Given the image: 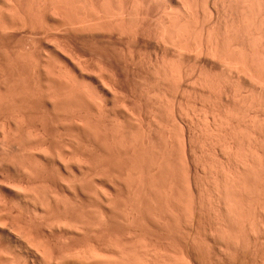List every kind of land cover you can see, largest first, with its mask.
Listing matches in <instances>:
<instances>
[{
  "label": "rangeland",
  "instance_id": "374dc122",
  "mask_svg": "<svg viewBox=\"0 0 264 264\" xmlns=\"http://www.w3.org/2000/svg\"><path fill=\"white\" fill-rule=\"evenodd\" d=\"M1 1H0V11H2L1 14L2 15L4 14V15L1 16V14H0V18L3 19V17H5V16H7V17H5L3 19V22L0 19V26H1L0 27V159H1L0 160V166H1V168H0V200H1L0 201V214H2L0 216L4 217L5 215L6 216L8 214L10 215V212L12 211L11 212L12 215L10 217H9V215H8V217L5 216L6 218H8L5 223H7V224L13 223V225H16V220H18V218L12 217V216H17V214H19L20 212L21 213L19 214V216L22 214L24 215L25 212L31 213L34 210L38 211V214H39L38 217L33 216L34 214L31 213L32 217H33V221H32V223H34L33 225L36 224V227H38V229L36 228L37 230H39L41 228L40 229L41 232H43V233L45 232L44 234L46 235V240L50 243V245L52 244L51 248L52 249L54 248L53 252H55L57 255H59V254H61L62 251H64V252H62V255L60 257H62V259L65 261L67 260L68 262L72 259L71 260L72 264H80V263L81 264H95V263L96 264H114V263L115 264H119V263L120 264H144L145 263L146 264L147 261H148V263L150 262L149 264H151L152 260H153L152 264H189V263L190 264H224V263L225 264H264L263 263L264 257H262V256H264V253H263L264 252V241H263L264 240V226H263L264 225V217H262V216H264V214L262 216H261V214H256L257 211L255 212L254 209L252 208V206H251V209L248 206V205H250V203L248 205L245 204L247 210H246V208H244L245 209L244 210V213H245L244 216L245 215L246 216H245V218H244V216L242 218L244 219V221H245V219H246V221L249 219L250 223L248 222L249 221L248 220L246 225H244V227L240 226V224H239V225H237V227L231 226V228H230L229 224H228L229 227L226 226L227 221H225V223H223L225 217L223 215L224 213H223L222 209L225 205L223 206L221 203L225 204L223 202L224 200L220 196L217 197L218 196L217 193L219 195H221L220 191L222 190V187H219V186H222V184H223L222 182L225 179V178L223 179V177L225 176V170L226 171L228 170L226 168H230L232 165V167H233L232 170L233 171L235 169L237 170L238 167H242L241 164H243V163H242V161H239L242 159H240L239 157H238L239 159L238 158L236 159V157H235V159H232L234 157V156H232L233 153H230V149L232 150V152L234 151L232 148L229 147L230 148L229 149L228 147H221V144L218 142L219 140H217L218 137L216 138V135L215 136L213 135V139L215 138L213 140V139H211L212 136H209V133H207V132L205 133L206 130L205 131L202 130V129H205L204 128L205 126L203 125V121L205 119H203V118H206L207 116H209L211 118V115H214V116L217 115V117H220L219 119L224 120V122H225L224 127H226V124L228 123L227 125L229 126V124H230L231 125L230 127L232 129H234L233 125H232V124H234V126H236L238 128L237 129L238 131L236 132L237 134L239 132L238 135L242 134L243 131H244L243 132L244 135L243 134L242 135L244 138L247 137L249 134L251 135L250 130H254V129H252L251 128L252 126L250 125L251 127L246 128L247 131H245L246 130L245 127L248 126L246 120H248L250 118H252L254 120L256 117V118H258V119H256L257 123H258L259 119H260L261 124L264 121V109H263L264 108L263 107L264 106V104H263V102H264V87L260 86V84L256 83V81L252 82V80L249 77L245 78V76H242L244 74L243 73L240 74V72L238 73V70H236V68L226 69L227 67L221 65L220 62L218 63L217 61H215L216 59L212 58L214 60H211V57H209L208 55H205V53L198 54L197 53L198 51H196L195 49H193L192 52H190L188 50V52H189L188 53V52H186V50H187L186 48H183V50L184 49H186V50L183 51L181 49V51H180L179 48H181V47H179L177 49L178 46L174 47L173 44L171 46H169L170 43L169 44L167 43L168 47H166L167 45L165 47H164V45L158 46L159 44L157 45V42H159L160 40H158L155 36L157 35L156 33H158V31H157L158 27L160 30V25H161L160 21L162 20L161 16H163V14H164L163 13L164 8L168 7V9L171 10L170 12H174V8L176 7L175 4L173 3V1H171V0L170 1L169 0H152V1L151 0H141L143 5L140 6L141 5L140 4L139 9L142 8L144 11L142 9H140V12L138 11L139 13H141V15H139V13H138L139 19L141 18L140 20L138 19L139 21L136 20L137 17L135 18L136 22H139V24L137 25L139 29L137 27H134L135 26L134 25L135 22H134V23H132V25H134V26L131 25L132 26L131 29H134V30L133 31L130 30L131 32H128L129 34L127 32H125V33L121 32L120 33V31H117V32L112 31L109 33L107 31H106L107 33H104L105 31L104 32L101 31L102 33L99 31L98 32L99 34L97 32L93 33L95 35L97 34L99 37L97 35H96L97 37H95V35H94V37H92V39H88V38H91V36H93V34L92 35L90 34L91 36L88 35V37H87V35H84V34H83V36L81 34L80 35L78 34L79 36H82L83 39H84V37H86L85 38L86 40L84 39L85 43H83V39H82V44H81V42H80L81 37H79V36H76V35L70 33L71 36L73 35L71 37L72 39L75 38V40H76L77 37L79 38L77 40L79 42H77V41L75 42V40L73 39V41L75 42L74 43L73 41H71L72 39L69 40L70 37L68 35H70V34H67L66 32L62 33V30L59 31V30L53 29V31H52L50 29V31L54 35H55V33H54L55 31H56V33H59L55 36L54 35L52 36V37H54V39H56V40L58 39V42L54 41V39H52V40L57 45L59 43L58 46H60V47H58L52 40L50 41V42H53L52 45L50 43H49L50 45H48V42H49L48 40L50 39V36L48 37V36H46V34L48 32H50V31H48L49 27L45 28L46 30L44 29L45 32H47L45 34V32H42V31H44V30H42L43 28L38 29L37 24H36V26L34 24V26L37 27L35 29H30L31 28L30 24L24 25V26H27L28 28L22 27V25H21L22 23L18 22L19 17L17 18V17H14L12 15V18L14 17L15 20L16 19H18V20L14 21V22H13V20L11 21L12 12L9 11V9H11V8L8 9V7H10V6H8L4 1H2V2ZM212 1H216L215 3H217V5L215 4L212 6V4H213ZM218 2L220 3V0H210L209 5H207V4L205 5V3L203 2L204 3V6H203V4L201 5L202 1H200L199 2L200 5H198L200 7L199 10L201 11V12H199L201 14V16H200L201 18H204L206 16V14L209 16L208 10H210V12H212L214 14V16H213L214 19L212 18V20L210 21V16L209 17L207 16V19H208V23L210 22V24H211L210 26H212V24L214 25L213 28L215 30H216V27L219 28L218 25H220V23L218 21H220L222 19L221 18V17H223L222 12H224L223 11V6H224L223 0H221L220 5L218 4ZM164 3H166V4H164ZM171 5L172 6L174 5L173 6L174 8ZM221 5H222V7H221ZM211 6L214 7L215 9L212 8ZM209 7H210V9H209ZM3 8H4V10H3ZM220 8H222V9H220ZM6 9L9 13H11L10 16H8L9 14L7 15L8 12L6 11ZM216 9H218V10H216ZM224 10H225V8H224ZM3 11L6 13H4ZM216 14L219 16H217ZM8 18L10 20H8ZM218 18H221V19L218 20ZM144 19H146V20H144ZM223 20H224V18H223ZM6 21L7 22L11 21V22H9L11 25L10 24L7 25ZM158 21H159V24H158ZM15 22L18 24H16ZM208 23H206V25ZM215 23H216V26H215ZM142 24H143V26H142ZM6 25H7L8 29L6 28ZM13 25H15V26H13ZM34 26L32 28H34ZM40 26H42V25H39V28H40ZM18 28H20V29L18 30ZM220 29L223 30V28H221V27L219 28V32L221 33L222 30L220 31ZM57 31H59V32H57ZM61 33L62 34L66 33V35H64V36H67L69 38L63 36L64 40L61 39L63 41V42H61V40L59 39V38H61V35H60ZM153 33L156 35H154ZM144 37H145V39H144ZM155 38L158 41H156ZM65 39L66 40L68 39L69 42L71 41L70 44L73 42V44L70 45L68 43V46L66 49H61V46L63 48V45L65 46V44L67 43V42H65ZM96 39H99V40H96ZM59 40H60V42H59ZM60 43H63V44L61 45ZM77 43H78V45H77ZM162 43L163 42H161L160 44H162ZM53 44L56 45L57 47L53 46ZM8 45H10V46H8ZM45 45H46V47H45ZM76 45H77V47H76ZM55 48L56 49L58 48L59 50H62V51L64 50V52L66 51V54L68 53V51L71 50L70 54L72 57H70V61L68 59H66L69 62L68 67H66L67 65L66 66L64 65L66 68H69L68 70L66 69L67 71L65 70V67H61V69H64L66 71L65 72L66 74L62 73L63 71L61 72V71H55L54 70V72H57V73L61 72L60 74H64L66 76V75H68L67 73H70V71H71V74L73 76L76 74L75 80H78V78H80L81 76H83V78H81V79L85 78V80H86V81L85 80L81 81L79 79L75 83L74 77L72 75H70L69 77L72 76L73 80H74L73 81L74 83L73 82H71V83L74 85L78 84L77 86L73 85V87H72V84L70 83L71 87H69V88H71V89H69V90L70 91L72 90L71 91L72 94L67 89L68 88L67 84L63 85V84L59 83V87H58V83L57 84L54 82L51 83L52 77L50 75H52V74L48 73L49 75H47V71L49 70L47 68H50L49 67L50 62L56 63V64H52V67H54L53 65H55V67H57V66H59V64H61V63L64 64V62H67L66 60L64 61V59L70 55V54H68L66 56V54L62 51L57 52V53L61 54V55H59L55 52V51H58ZM168 48H169V50H168ZM45 49H47V50H45ZM50 49H52V50L55 49L54 51H52V50L51 51L53 53H56L55 55H57V56L53 55V53L50 52ZM47 51L50 52V53H48V56L50 54H52L51 56H49V58L46 57ZM77 52L80 54L77 55L76 54ZM81 53H83V54H81ZM58 55L60 57H58ZM52 56H54V57H52ZM64 56H65V58H64ZM76 57H80L79 61H77L78 58H76ZM67 58H69V57H67ZM27 59L33 65L37 64V65H35V66H37V68L34 66L32 67L31 66L32 64ZM48 59H50V62ZM71 60L72 61L76 60L75 62L80 63V65H78V67L75 66L78 63H73ZM80 60L82 63L80 62ZM168 60H169V62H168ZM40 62L42 63L41 66H39L40 68L43 66L45 67L46 63H48L47 64L48 67H45L47 69V71L45 68L40 69L38 67V64ZM165 62L168 63L169 65L166 64ZM43 63H44V65H43ZM57 63H58V65H57ZM171 63L173 65H171ZM28 64H31V65H28ZM156 64H159V66ZM176 64L178 66V69L176 67ZM160 65H161V67H160ZM162 65H165V66H162ZM167 65L170 67L168 68ZM60 66H63V65H60ZM174 66H175V68H173ZM55 67L52 69H55ZM59 67L57 68L58 70H59ZM153 67L155 68V70ZM156 67H158V69H157L158 71L156 70ZM162 67H165L168 74L173 71V72H176L175 73L176 77H177V74L180 75V73H181V75H185V76L184 77L181 76L182 78L178 76L179 79H182L178 82V80H176L177 78L176 79L172 78V77H175V75L172 72L170 74L171 75L173 74L174 76L169 77V79L172 81L170 83V80L167 77L168 74L166 75V77L164 75L167 73L166 71H165V73L162 74V75H164V77H162V75L160 77L159 70L162 71ZM70 68H72V69H70ZM43 69L45 70V73H44ZM79 69H82V70L79 71ZM85 69H86V71H85ZM165 69H163V71ZM176 69L178 71H180V70L181 71L177 73ZM50 70H51V68H50ZM98 71H100V73ZM201 71H202V73H201ZM162 72H160V73H162ZM80 73H81V75H80ZM156 73H157V75H156ZM18 74L20 77L18 76ZM38 74H42L41 76H45V75H47V76H45L46 78L44 79L43 77H40ZM58 74H56V75H58ZM35 75H36V77L39 76L40 78H43L41 80V82L46 80V79L51 80V81L48 82V80H46L47 83L44 82L45 84L44 83L41 84V82H39V80H38L39 78L35 79ZM64 75H62V76L60 75V77H63ZM102 75L104 76L105 79L102 78L103 77ZM186 75H187V78L185 80ZM199 75L201 76L200 78H199ZM96 76L101 78V79H99V78L97 79ZM189 76H191V77H189ZM208 76L210 77L209 79H208ZM33 77L35 79V80L33 79V81L38 80L37 83L32 81ZM49 77H51V78L49 79ZM66 77H68V76H66ZM72 77L69 79L67 78L68 81L70 79H72ZM89 77L90 78L92 77V79L94 81L92 79H90ZM205 77H207V79ZM86 78H88L92 81L89 80L90 81L89 82V81H87L88 79H86ZM102 79H104L103 82L97 81V80L102 81ZM105 80H106V82H105ZM174 81H176V82H174ZM197 81H200V82H197ZM205 81H207V82L205 83ZM78 82L79 83L81 82V83L79 84ZM203 82H204V84H203ZM48 83H51L52 85H50ZM176 83H178V84H176ZM200 83L203 85H201ZM218 83H220V84H218ZM55 84L57 85V87ZM194 84L197 86V88ZM239 84H240V86H239ZM60 85L66 86L67 92H66L65 87L62 88ZM199 85H200V87H199ZM212 85H213V87H212ZM53 86H54V88H53ZM193 86H194V88H192ZM207 86L209 88H207ZM210 86L212 87V89ZM38 87H39V89H38ZM218 88H220V89H218ZM194 89H196V90L194 91ZM201 89H203V90H201ZM12 90H14V91H12ZM56 90H57V93H56ZM62 90L64 92H62ZM240 90H241V92H240ZM29 91H31V92H29ZM75 91H77V92H75ZM234 91H236V92H234ZM82 92H83V94H82ZM247 92H248V94H247ZM10 93H11V95H10ZM63 93L65 96L63 95ZM68 93H70L72 95V97H70L71 95ZM87 93H89V94H87ZM234 93H235V95H237V94L238 95L235 97ZM12 94H13V96H12ZM199 94H200V96H199ZM68 95H69V97H66ZM80 95H82V96H80ZM2 96H4V97H2ZM59 96H61V100H62V98L63 99L68 98V99H66V102H64L65 99L63 101H61V100H59L60 99ZM247 96H248V98H247ZM241 97H243V98H241ZM165 98H167V99H165ZM203 98H205V99H203ZM245 99L247 100V102H243V101H246ZM19 100H21V101H19ZM67 100H69V102ZM168 100H169V102H168ZM250 100H252V101H250ZM11 101H12V103H11ZM22 101H24V102H22ZM259 102H261V103H259ZM17 103H19V104H17ZM58 105H60V106H58ZM77 105H79V106H77ZM172 105H173V107H172ZM218 105L220 108L218 107ZM61 106H63V107H61ZM187 106H188V108H187ZM190 106H193V107H190ZM71 107H72V109H71ZM183 107H184V109H183ZM229 107H230V109H228ZM218 108H219V110H218ZM78 109H79V111H78ZM206 109H207V111L205 112ZM61 110H63V111L61 112ZM174 110H175V112H173ZM197 110H198V112H197ZM211 111H213V112H211ZM216 111L218 113H216ZM246 111H248V112H246ZM184 112H187V113H184ZM226 112H228V113H226ZM41 113H43V114H41ZM247 113H249V114H247ZM199 114H200V116H199ZM10 115H12V116H10ZM204 115H206V116L204 117ZM238 115H240V116H238ZM191 116H193V117H191ZM241 116H242V120H241ZM244 116H245V118H244ZM224 117H226V120L224 119ZM43 118H45V119H43ZM230 118L232 120H229ZM200 119L203 121H201ZM31 120L33 122L34 121L35 122L33 123ZM25 121L27 123H25ZM30 121H31V123H30ZM220 121H219V123L222 124L223 122L221 121L222 122L221 123ZM226 121H228V122H226ZM240 121H242V122H240ZM98 123H100V124H98ZM73 126H74V128H73ZM76 126H77V128H76ZM231 128H229V129H231ZM241 128H243V129H241ZM20 129H21V131H19ZM239 129H240V131L241 130L242 131L240 132ZM104 130H105V132H104ZM256 131L258 133L261 132V131L259 132L258 130H256ZM256 131L254 133H256ZM48 133L51 137L48 135ZM183 133H184V135H183ZM39 134L41 135V137ZM207 134H208V136H207ZM4 135H6V136H4ZM238 135H236V137ZM242 135H240L239 137H242ZM252 135H254V134L252 133ZM35 136H36V138H35ZM184 136H185V138H184ZM231 136H233V135L231 134ZM263 137H264V134H257V138L259 140L260 139L264 140ZM43 138H44V140H43ZM247 138H250V136ZM220 139H221V137H220ZM212 140L216 141V143L218 142L220 145L215 144L213 146V144H212L213 142L210 143V141H212ZM21 143H22V146H21ZM177 143H179V144H177ZM44 144H46V145H44ZM209 144H211V145H209ZM41 145H42V147H41ZM66 145H68L69 147ZM56 147H58V148H56ZM4 148H6V149H4ZM37 148H39L40 150ZM44 148H46V149H44ZM238 148L239 147H237V150H240ZM41 149H43V151ZM48 149H50V150H48ZM241 149H242V151L240 150L239 152H240V154L242 153L241 154L242 156L240 154H237L238 156L240 155L241 158L245 155L244 153H246V152H247L246 154H250V152L248 153L247 148H244V149H247L245 151H243L244 149L242 147H241ZM262 149L264 152V147ZM38 151L40 153H38ZM48 151H49V153H48ZM50 152L53 155H51ZM74 152H77V153H74ZM118 152L120 154H118ZM222 152H224L225 154ZM60 153H61V155H59ZM90 153H91V155H90ZM183 153H184V155L185 154L186 155L184 156ZM237 153H238V151H237ZM28 154L30 155V157ZM8 155H10V157L13 156L11 160L8 157ZM176 155H177V157H176ZM52 156L54 158L51 159ZM178 157H180V158H178ZM4 158L6 159V161L4 160ZM32 158H34V159H32ZM56 158H57V160H56ZM85 158H87V159H85ZM104 158H105V160H104ZM2 159H3V161H5V164L4 163L1 164ZM29 159L31 161H33L31 163H34L37 166H38L37 163L39 162L38 168L44 167L41 169V171H42V175L46 176V178L43 177L41 174H38V175L36 174V178L37 177H39V178H37V179L35 178L36 179L35 180L34 179L35 175L33 173H32L33 176H29V175H32L30 171H29L30 174L28 172V174H27L28 176H27V175H25L27 170L26 171L23 170L24 171L23 172L20 168L19 169L17 168L18 169V171H17V169L12 167L14 160H15V162H18L21 160V162H18V164H19V163H24V162H26V160H29ZM162 159H164V160H162ZM229 159H231V161H229ZM255 159L256 158L254 157V160ZM263 159H264V156H263ZM7 160H8V163H9V161L12 162V164L10 163L12 166H10V164L6 165ZM77 160H78V164H77ZM131 160H133V161H131ZM118 161L120 162L119 165H118V163H119ZM158 161H159V163H158ZM255 161H257V160H255ZM238 162H240L241 164ZM125 163H127V164L125 165ZM250 164L252 166L251 168L253 169V171H251V172H254L252 174H254V175L258 174L259 175L261 173V169H260V171H258L260 168L259 161L256 163L253 162V164L251 162ZM181 165H182V167H180ZM227 165L230 167H228ZM37 166H36V168H37ZM249 169H250V167H249ZM183 171H185V172H183ZM47 172H48V174H47ZM256 172H257V174H256ZM38 173H40V172H38ZM89 173H90V175H89ZM183 175H184V178H183ZM86 176H88V177H86ZM104 176H106V177H104ZM21 177H23V178L21 179ZM255 177L258 180V176H255ZM82 178H84V179H82ZM88 178H89V180H88ZM260 179H262V178L259 177L258 182H261ZM42 180H43V182H42ZM257 180H254L253 183L255 181L257 183ZM27 181L29 184L27 183ZM262 181L263 182L261 183L260 186L263 188L264 180L262 179ZM67 182H68V184H67ZM45 183L47 185H45ZM86 183H87V185H86ZM253 183H251V185ZM42 184H44V186ZM128 184H130V186ZM20 185L22 186V189L26 188L25 190L27 192L28 191L33 192L32 193L33 196H34V193L36 192L35 195H37V197L36 196H34V197L37 198L36 199V200H38L37 203H36V201L30 202L31 199L24 201V200H22L23 198H21L19 196L20 194L17 195L20 192L18 190V186H20ZM81 185H83V186H81ZM257 185H259V183H257ZM16 186H17V188H16ZM34 186L38 190H36V188ZM39 186L41 188L43 187L42 189H44V190H47L48 188H49L48 190L51 189L53 191V192L52 191L51 192L54 193L57 198H55L54 196H53L54 197L53 198L51 195L52 193L50 194V192H47V193L43 192L44 190L42 191V189ZM45 186H46V188L47 187L48 188L45 189ZM49 186H51V187H49ZM177 187H179V188H177ZM188 187L190 189H188ZM208 187H210V188H208ZM92 188H94V189H92ZM218 189H219V191H218ZM16 190H18L19 192H16ZM34 190H35V192H34ZM40 190L42 191L41 193H40ZM88 190H89V192H88ZM93 190H94V192H93ZM30 192H28V193H30ZM109 192H110V194H109ZM263 192H264V188H263ZM263 192H261L262 195L264 194ZM42 193H45V194L43 195ZM214 193L216 194V196ZM46 194H49V196L51 195L52 198L48 197V198H50V200H53V199H56V200L49 202L50 200L46 201L47 199L46 200L44 199L45 200L44 201L42 198H43V196H44V198H46V196H47ZM18 196L21 199H19ZM100 196H101V199H100ZM38 197H39V199H38ZM263 197L264 196H261V201L264 200V199H262ZM216 198H221V199H216ZM191 199H193V200H191ZM217 200H219V202ZM221 200H223V201L221 202ZM55 201H56V203H55ZM121 201L122 202L124 201V202L122 203ZM200 201H201V205H200ZM32 202H33V204H32ZM42 202H43V205H42ZM48 202H49V204H48ZM192 202H194V203H192ZM262 202L264 203V201H262ZM58 204H59V206H58ZM49 205H50V207H49ZM220 206H222V207H220ZM42 207H44V208H42ZM192 207H193V209H192ZM219 207H220L221 211L218 210ZM61 208H62V210H61ZM149 208H150V210H149ZM171 208H173V209H171ZM51 209L52 210L54 209V210L52 211ZM72 210L74 212H72ZM186 210H187V213H190V214L185 213ZM251 210L254 212H252ZM248 211H249V213H248ZM250 211L253 214H250ZM78 212H80V213H78ZM192 212H194V213H192ZM241 212H240V214L242 216L243 213H241ZM258 213H259V211H258ZM3 214H5V215H3ZM59 214H60V216H59ZM26 215H27V213H26ZM26 215H24L25 216L24 218H26V220H27ZM54 215L55 216L57 215L55 217V219L56 220L59 219L58 221H56L54 219ZM99 215H100V217H99ZM254 215H256V216L254 217ZM22 216H20L19 219H22L21 218ZM252 216L254 218H252ZM5 217H4V219L6 220ZM94 217H96V218H94ZM247 217H249V218L247 219ZM250 217H251V219H250ZM257 217L260 218L258 220L259 223H257V219H258ZM35 218H37V219H35ZM103 218H105V219H103ZM220 218L221 219L224 218V219L219 220ZM255 218H257V219H255ZM51 219H53L55 223ZM92 219H94V221ZM240 220H242V219H240ZM251 220L252 221L256 220V222L253 223V222H251ZM13 221L15 222V224ZM20 221L22 222V220H20ZM34 221H36V222H34ZM221 221L223 224L221 223ZM18 222H19V220L17 221V223ZM59 222L61 225L59 224ZM63 222H64V225H63ZM262 222H263V224H262ZM1 223H2V220L0 221V224ZM29 223L27 222V223H22V224L23 225L27 224L26 226H28ZM89 223H91V224H89ZM22 224H21V226H22ZM99 224H100V226H99ZM224 224H226V225L223 226ZM29 225L31 226V223ZM41 225H43V226H41ZM92 225L95 229L92 227ZM101 225L103 226L102 228H101ZM107 226H109V227H107ZM250 226H251V229H250ZM0 227H1V225H0ZM34 227L32 226V228L35 230ZM60 227H61V229H60ZM226 227L229 228V229L227 228L228 231L225 229ZM246 227L249 229H247ZM254 227H255V229H254ZM84 229H86V230L84 231ZM220 229H222V230H220ZM67 231H69L70 233ZM88 231H90V232H88ZM136 232H138L139 234ZM189 232H191V233H189ZM133 235H136L135 237L137 239ZM103 236H104V238H102ZM129 242H130V244H129ZM137 242H138V244H137ZM143 243L145 245H143ZM88 244H89V246H87ZM136 245H137V247H136ZM150 245H151V247H150ZM67 246H69V247H67ZM57 247H58V251H57ZM94 247H96V248L94 249ZM110 247H112L113 249ZM118 247L121 251L118 250ZM51 248H50V250H52ZM116 248H117V250H116ZM231 248H232V250H231ZM61 249H62V251H61ZM66 249H67V251H66ZM158 249H160V250H158ZM253 249H254V251H253ZM156 250H158V251H156ZM234 250L236 251V253ZM16 251H15L16 257H14V258L17 259L18 258L17 254H19V251L18 250H16ZM59 251H61V252L59 253ZM214 252H215V254H214ZM229 252H230V254H229ZM93 253L95 256L93 255ZM96 253H98V254H96ZM141 253H142V255H141ZM143 253H145V255ZM151 253H153V254H151ZM133 254H134V256H133ZM68 256H70V258ZM121 256H122V258H121ZM153 256L157 257V259L154 258ZM10 257H12V255ZM200 257H203V258H200ZM158 258H160V259H158ZM81 259H82V261H81ZM141 259H143V260H141ZM180 259H182L183 261ZM19 260H21V258ZM117 260H118V262H117ZM157 260L159 262H157ZM219 260H221V261H219ZM21 261L23 263V258ZM61 262H62V260H61Z\"/></svg>",
  "mask_w": 264,
  "mask_h": 264
},
{
  "label": "bare ground",
  "instance_id": "6f19581e",
  "mask_svg": "<svg viewBox=\"0 0 264 264\" xmlns=\"http://www.w3.org/2000/svg\"><path fill=\"white\" fill-rule=\"evenodd\" d=\"M1 1V0H0ZM2 1H4L8 6H10V7H8V9L9 8H11V9H9V11L10 12H12V14L11 13H9L8 11H7V9H6V11L8 12L7 13V15L8 16H10V14H11V18H12V15L14 16V17H19L18 19H19V23H22L21 25H22V27H27V26H24V25H29L30 24V29H35V28H37V27H35L36 26V24H37V26H38V29H41V28H43L42 30H44L45 28H48V31H50V29L53 31V29H55V30H59V31H61L62 30V33L63 32H66L67 34H74V35H76V36H79L80 34L83 36V34L84 35H87V37H88V35H92L93 33H98L99 31L101 32H104V33H109V32H112V31H120V33L121 32H123V33H125V32H131V31H133L134 29H131L132 28V26H134V27H137L138 28V24H139V22H136V20L137 21H139L140 19H139V16H138V13L140 12V9H142V8H140L139 9V7L140 6H142L143 5V3L141 2V0H2ZM1 1V2H2ZM152 1V0H151ZM170 1V0H169ZM171 1H173V3L175 4V8H174V12H170L171 10H169L168 9V7L167 8H164V14H163V16H161L162 18V20L160 21V23H161V25H160V30H159V27L157 28V31H158V33H156V34H154V35H156L155 37L158 39V40H160L161 42H163L162 44H160L161 42L159 41V42H157V45L158 46H160V45H164V47L166 46V47H168V44L170 43V45L169 46H171L172 44L174 45V47L176 46H178L177 47V49L179 48V47H181V48H179L180 49V51H181V49L183 50V48H186V49H184V50H186V52H188V50L190 51V52H192L193 51V49H195L196 51H198L197 53L198 54H201V53H205V55H208L209 57H211V60H214V59H216L215 61H217L218 63L220 62V64L221 65H223V66H226L225 68L226 69H228V68H236V70H238V73L240 72V74L241 73H243L244 75H242V76H245V78H247V77H249L251 80H252V82L254 81H256V83H258V84H260V86H262V87H264L263 85H264V0H223V3H224V6H223V11L224 12H222L223 14V17H221V18H218V20H220V21H218L219 23H220V25H218L219 26V28L221 27V28H223V30L222 29H220V31H221V33L219 32V28L218 27H216V30L213 28V24H212V26H210L211 24H210V22L208 23V19H207V14H206V16L204 17V18H201L200 16H201V14L199 13V12H201L200 10H199V6L198 5H200V1H202V3H201V5L203 4V6H204V3H205V5L207 4V5H209L210 3V0H171ZM199 1V2H198ZM204 2V3H203ZM213 2V4H212V6L213 5H217V3H215L216 1H212ZM147 3V2H146ZM171 3V2H170ZM220 3H221V0H220ZM220 3L218 2V4L220 5ZM222 3V4H223ZM141 4V5H140ZM164 4H166V3H164ZM140 5V6H139ZM146 5V4H145ZM211 6V7H212ZM144 7V6H143ZM206 7V6H205ZM220 7V6H219ZM221 7H222V5H221ZM7 8V7H6ZM207 8V7H206ZM212 8H214V7H212ZM224 8H225V10H224ZM209 9H210V7H209ZM215 9V8H214ZM220 9H222V8H220ZM3 10H4V8H3ZM143 10V9H142ZM169 10V11H168ZM203 10V9H202ZM208 10V9H207ZM216 10H218V9H216ZM139 11V12H138ZM144 11V10H143ZM173 11V10H172ZM215 11V10H214ZM1 12L2 11H0V14H1ZM4 12V11H3ZM208 12H209V16H210V21L212 20V18H213V16H214V14L212 13V12H210V10H208ZM217 12V11H216ZM4 13H6V12H4ZM200 14V15H199ZM213 14V15H212ZM220 14V13H219ZM4 15V14H3ZM2 14H1V16H3ZM6 15V14H5ZM139 15H141V13H139ZM217 15V14H216ZM146 16V15H145ZM208 16V17H209ZM217 16H219V15H217ZM5 17H7V16H5ZM5 17H3V19L5 18ZM12 18L11 19V21L13 20V22L14 21H17L18 19H16L15 20V18ZM137 17V18H136ZM148 17V16H147ZM152 17V16H151ZM158 17V16H157ZM135 18H136V20H135ZM223 18H224V20H223ZM1 19V18H0ZM3 19H1L2 20V22H3ZM139 19V20H138ZM214 19V18H213ZM8 20H10L9 18H8ZM7 20V21H8ZM143 20V19H142ZM144 20H146V19H144ZM149 20V19H148ZM6 21V24L8 25V24H10L9 22H11V21H9V22H7ZM159 21H158V24H159ZM215 21V20H214ZM217 21V20H216ZM12 22V23H13ZM135 22V23H134ZM217 22V23H218ZM5 23V22H4ZM16 23V22H15ZM132 23H134V25H132ZM143 23V22H142ZM157 23V22H156ZM206 23H208L207 25H206ZM214 23V22H213ZM218 23V24H219ZM3 24V23H2ZM14 24V23H13ZM16 24H18V23H16ZM34 24H35V26H34ZM4 25V24H3ZM7 25H6V28H7ZM11 25V24H10ZM20 25V24H19ZM32 25V26H31ZM39 25H42V26H40V28H39ZM132 25V26H131ZM149 25V24H148ZM222 25V26H221ZM5 26V25H4ZM3 26V27H4ZM13 26H15V25H13ZM34 26V28H32ZM140 26V25H139ZM142 26H143V24H142ZM159 26V25H158ZM215 26H216V23H215ZM1 27V26H0ZM149 27V26H148ZM157 27V26H156ZM5 28V27H4ZM10 28V27H9ZM28 28V27H27ZM136 28V29H137ZM145 28V27H144ZM8 29V28H7ZM11 29V28H10ZM14 29V28H13ZM20 28H18V30H19ZM23 29V28H22ZM139 29V28H138ZM143 29V28H142ZM147 29V28H146ZM17 30V29H16ZM46 30V29H45ZM45 30L44 31H42V32H45ZM54 30V31H55ZM131 30V31H130ZM148 30V29H147ZM36 31V30H35ZM59 31H57V32H59ZM107 31V32H106ZM138 31V30H137ZM4 32V31H3ZM22 32V31H21ZM32 32V31H31ZM41 32V31H40ZM101 32V33H102ZM47 32H45V34H46ZM51 33V34H50ZM55 33V35H57V34H59V33H56V31L54 32ZM60 34L61 35V38H59L58 36V38L61 40H64V37H67V36H64V35H66V33H64V34ZM134 33V32H133ZM48 34V35H47ZM46 34V36H50V39L47 41L48 42V45H52V43L54 42V41H56V42H58V39L56 40V39H54V37H52L54 34H52V32L50 31V32H48ZM71 34L70 35H68L69 37H70V39L69 40H71L72 38V36H71ZM79 34V35H78ZM99 34V33H98ZM129 34V33H128ZM135 34V33H134ZM145 34V33H144ZM152 34V35H153ZM54 35V36H55ZM90 35V36H91ZM94 35L95 34H93V36H91V38H88V39H92V37H94ZM97 35V34H96ZM95 35V37H97ZM64 36V37H63ZM82 36H79V37H81L80 39V42H81V44H82V39H83V37ZM101 36V35H100ZM106 36V35H105ZM150 36V35H149ZM47 37V38H48ZM52 37V38H51ZM56 37V38H57ZM63 37V38H62ZM69 37H67V38H69ZM99 37V36H98ZM19 38V37H18ZM86 37H84V39H85ZM121 38V37H120ZM156 38H155V40H156ZM17 39V38H16ZM23 39V38H22ZM52 39H54V41L52 40ZM74 40H75V38H73ZM73 39L71 40V41H73ZM79 38L77 37V39L75 40V42L78 40ZM84 39H83V43H85L84 42ZM144 39H145V37H144ZM53 41V42H50V41ZM60 40H59V42H60ZM61 40V42H63ZM69 40L67 39H65V42H67L66 44H65V46L63 45V48H62V46H61V49H66L67 48V46H68V43L70 44V42H69ZM86 40V39H85ZM96 40H99V39H96ZM103 40V39H102ZM158 40H156V41H158ZM4 41V40H3ZM2 41V42H3ZM64 42V43H65ZM74 42V41H73ZM73 42L71 43V44H73ZM74 42V43H75ZM77 42H79V41H77ZM98 42V41H97ZM50 43V44H49ZM55 43V42H54ZM88 43V42H87ZM168 43V44H167ZM47 44V43H46ZM56 44V43H55ZM61 45L63 44V43H60ZM70 44V45H71ZM57 45V44H56ZM56 45H54L53 44V46H55V47H57L58 45H59V43H58V45L56 46ZM77 45H78V43H77ZM77 45H76V47H77ZM156 45V46H157ZM8 46H10V45H8ZM18 46V45H17ZM75 46V45H74ZM45 47H46V45H45ZM49 47V46H48ZM47 47V48H48ZM58 47H60V46H58ZM73 47V46H72ZM88 47V46H87ZM163 47V46H162ZM8 48V47H7ZM16 48V47H15ZM122 48V47H121ZM161 48V47H160ZM173 48V47H172ZM189 48V49H188ZM56 49V48H55ZM55 49H50V52L51 53H53L52 51H54ZM26 50V49H25ZM45 50H47V49H45ZM52 50V51H51ZM56 50H58V51H55L56 53L57 52H61L62 50H59L58 48L56 49ZM166 50V49H165ZM168 50H169V48H168ZM183 50V51H184ZM15 51V50H14ZM71 51V50H70ZM70 51H68V53L66 54V51L64 52V50L62 51V52H64L65 54H66V56L68 55V54H70ZM132 51V50H131ZM160 51V50H159ZM167 51V50H166ZM172 51V50H171ZM3 52V51H2ZM10 52V51H9ZM49 51H47L46 53V57H48L49 58V56H51L52 54H50L49 56H48V53H50ZM79 52V51H78ZM76 53L77 55L78 54H80V53ZM195 52V51H194ZM200 52V53H199ZM56 53H53V55H55ZM63 53V54H64ZM145 53V52H144ZM179 53V52H178ZM183 53V52H182ZM185 53V52H184ZM189 53V52H188ZM3 54V53H2ZM14 54V53H13ZM57 54H59V53H57ZM81 54H83V53H81ZM170 54V53H169ZM181 54V53H180ZM192 54V53H191ZM195 54V53H194ZM11 55V54H10ZM59 55H61V54H59ZM58 55V57H60ZM55 56H57V55H55ZM81 56V55H80ZM134 56V55H133ZM198 56V55H197ZM207 56V57H208ZM19 57V56H18ZM17 57V58H18ZM30 57V56H29ZM34 57V56H33ZM44 57V56H43ZM52 57H54V56H52ZM67 57H69V58H67ZM66 58H65V56H64V61L66 60V59H68L69 61H70V57H72L71 56V54L69 55V56H67ZM125 57V56H124ZM199 57V56H198ZM27 58V57H26ZM25 58V59H26ZM74 58V57H73ZM76 58H78V60L77 61H79V58L80 57H76ZM83 58V57H82ZM212 58H214V59H212ZM32 59V58H31ZM34 59V58H33ZM51 59V58H50ZM50 59H48L49 60V62H50ZM60 59V58H59ZM63 59V58H62ZM158 59V58H157ZM166 59V58H165ZM201 59V58H200ZM23 60V59H22ZM28 60V59H27ZM47 60V59H46ZM76 60H74V61H72L73 63H78V62H75ZM84 60V59H83ZM91 60V59H90ZM127 60V59H126ZM164 60V59H163ZM174 60V59H173ZM207 60V59H206ZM29 61V60H28ZM37 61V60H36ZM39 61V60H38ZM56 61V60H55ZM67 61V60H66ZM85 61V60H84ZM83 61V62H84ZM158 61V60H157ZM30 62V61H29ZM28 62V63H29ZM43 62V61H42ZM47 62V61H46ZM57 62V61H56ZM68 62V61H67ZM67 62H64V64L63 63H61V64H59V66L60 65H63V66H57L58 65V63H57V67H55V65H53L54 67H55V69H52V68H54V67H52V64H56V63H53V62H50L49 64H50V68H51V70H50V68H47V69H49L48 71H47V69L45 68V67H48V63H46V66L44 67H39V66H41V62L38 64V67L40 68V69H42V68H45L46 69V71H47V75H49L48 73H50V74H52V75H50L51 77H52V82L51 83H58V87H59V83L60 84H63V85H66L67 84V86H68V88L66 87V86H61L62 88L63 87H65V89L67 88L68 90L69 89H71V88H69V87H71V85H70V83L71 82H73L74 80H75V75L73 76L72 74H71V71H70V73H67L68 75H66V76H68V77H66L64 74H66L65 72L69 69V68H66V67H68L69 65V62L67 63ZM71 62V63H72ZM80 62H81V60H80ZM96 62V61H95ZM168 62H169V60H168ZM173 62V61H172ZM13 63V62H12ZM17 63V62H16ZM31 63V62H30ZM45 63V62H44ZM44 63H43V65H44ZM82 63V62H81ZM152 63V62H151ZM157 63V62H156ZM166 63V62H165ZM177 63V62H176ZM180 63V62H179ZM210 63V62H209ZM32 64V63H31ZM31 64H28V65H31ZM155 64V63H154ZM166 64H168V63H166ZM35 65H37V64H35ZM35 65H31L32 67L34 66V67H36L37 68V66H35ZM66 67H65V66ZM78 65H80V63H78V64H76L75 66H77L78 67ZM99 65V64H98ZM156 65H158L159 66V64H156ZM169 65V64H168ZM167 65V66H168ZM171 65H173L172 63H171ZM214 65V64H213ZM14 66V65H13ZM97 66V65H96ZM153 66V65H152ZM162 66H165V65H162ZM184 66V65H183ZM192 66V65H191ZM212 66V65H211ZM222 66V67H223ZM4 67V66H3ZM19 67V66H18ZM59 67V70L57 69ZM61 67H65V70L64 69H61ZM80 67V66H79ZM89 67V66H88ZM98 67V66H97ZM101 67V66H100ZM116 67V66H115ZM160 67H161V65H160ZM159 67V68H160ZM170 66H168V68H169ZM176 67H177V69H178V66H177V64H176ZM180 67V66H179ZM182 67V66H181ZM31 68V67H30ZM38 68V69H39ZM103 68V67H102ZM154 68V67H153ZM167 68V69H168ZM173 68H175V66L173 67ZM22 69V68H21ZM70 69H72V68H70ZM158 69V67H156V70ZM163 69H165V67H162V71H163ZM176 69V70H177ZM181 69V68H180ZM192 69V68H191ZM202 69V68H201ZM26 70V69H25ZM31 70V69H30ZM44 70V69H43ZM54 70L55 71H63L62 73H64V74H60L59 72V74L57 73V72H54ZM80 70H82V69H79V71ZM141 70V69H140ZM154 70H155V68H154ZM173 70V69H172ZM171 70V71H172ZM182 70V69H181ZM180 70V71H181ZM197 70V69H196ZM85 71H86V69H85ZM138 71V70H137ZM158 71V70H157ZM162 71H160L159 70V75H160V77H161V75L163 74V73H165V71H166V69L162 72ZM169 71V70H168ZM175 71V70H174ZM180 71H178L177 70V73L178 72H180ZM189 71V70H188ZM193 71V70H192ZM199 71V70H198ZM235 71V70H234ZM99 73H100V71H98ZM112 72V71H111ZM145 72V71H144ZM155 72V71H154ZM160 72H162V73H160ZM167 72V71H166ZM173 72V71H172ZM172 72H170V73H172ZM186 72V71H185ZM207 72V71H206ZM205 72V73H206ZM232 72V71H231ZM237 72V71H236ZM22 73V72H21ZM33 73V72H32ZM37 73V72H36ZM44 73H45V70H44ZM109 73V72H108ZM168 74V72L166 73V74H164L165 75V77H166V75L168 74V79H169V77L171 76H174L175 75V77H172V78H177L176 80H178V82L180 81V80H182V79H179V77H181V76H185V75H181V73H180V75L179 74H177V77H176V72H173V74L171 75V74ZM190 73V72H189ZM201 73H202V71H201ZM28 74V73H27ZM56 74H58V75H56ZM85 74V73H84ZM87 74V73H86ZM183 74V73H182ZM191 74V73H190ZM21 75V74H20ZM30 75V74H29ZM40 77H43L44 79L46 78L45 76H47V75H45V76H41L42 74H38ZM55 75V76H54ZM60 75L62 76V75H64L63 77H60ZM70 75H72L73 77H74V80H73V77H72V79H70L69 81H68V79L69 78H71V77H69ZM80 75H81V73H80ZM83 75V74H82ZM156 75H157V73H156ZM164 75H162V77H164ZM207 75V74H206ZM205 75V76H206ZM18 76H19V74H18ZM39 76H37L36 77V75H35V79H37V78H39L38 80H39V82H41V80L43 79V78H40ZM55 78H54V77ZM78 76V75H77ZM85 76V75H84ZM93 76V75H92ZM103 76V75H102ZM179 76V77H178ZM239 76V75H238ZM14 77V76H13ZM20 77V76H19ZM24 77V76H23ZM51 77H49V79L51 78ZM66 79H65V78ZM79 77V76H78ZM97 77V76H96ZM101 77V76H100ZM110 77V76H109ZM158 77V76H157ZM189 77H191V76H189ZM201 76L199 75V78H200ZM3 78V77H2ZM7 78V77H6ZM48 78V77H47ZM68 78V79H67ZM81 78H83V76H81L80 78H78V80L80 79L81 81H84L85 80V78L84 79H81ZM90 78V77H89ZM99 77H97V79H98ZM102 78H104V76L102 77ZM182 78V77H181ZM186 78H187V75H186V77H185V80H186ZM206 79H207V77H205ZM210 77L208 76V79H209ZM222 78V77H221ZM248 78V79H249ZM8 79V78H7ZM33 79H34V77L32 78V81H33ZM34 79V80H35ZM86 79H88V78H86ZM90 79H92V77L90 78ZM90 79H88L87 81H89ZM99 79H101V78H99ZM105 79V78H104ZM104 79H102V81L101 80H97L98 82L100 81V82H103V80ZM129 79V78H128ZM164 79V78H163ZM162 79V80H163ZM184 79V78H183ZM189 79V78H188ZM196 79V78H195ZM241 79V78H240ZM249 79V80H250ZM23 80V79H22ZM26 80V79H25ZM28 80V79H27ZM38 80H36V81H33V82H38ZM46 80H48V79H46ZM46 80H44V81H42L41 82V84L42 83H47L46 82ZM78 80H75V83H76V81H78ZM93 80V79H92ZM92 80H90V81H92ZM107 80V79H106ZM106 80H105V82H106ZM110 80V79H109ZM160 80V79H159ZM170 80V79H169ZM200 80V79H199ZM214 80V79H213ZM223 80V79H222ZM51 80H48V82H50ZM86 81V80H85ZM89 81V82H90ZM94 81V80H93ZM118 81V80H117ZM202 81V80H201ZM27 82V81H26ZM172 81L170 80V83H171ZM174 82H176V81H174ZM173 82V83H174ZM182 82V81H181ZM187 82V81H186ZM197 82H200V81H197ZM207 81H205V83H206ZM218 82V81H217ZM216 82V83H217ZM222 82V81H221ZM228 82V81H227ZM7 83V82H6ZM13 83V82H12ZM18 83V82H17ZM44 83V84H45ZM51 83H48V84H50V85H52ZM74 83V82H73ZM79 83V82H78ZM81 83V82H80ZM79 83V84H80ZM85 83V82H84ZM169 83V84H170ZM172 83V84H173ZM193 83V82H192ZM229 83V82H228ZM246 83V82H245ZM24 84V83H23ZM55 84V85H56ZM72 84V83H71ZM83 84V83H82ZM176 84H178V83H176ZM182 84V83H181ZM201 84V83H200ZM203 84H204V82H203ZM203 84H201V85H203ZM213 84V83H212ZM218 84H220V83H218ZM230 84V83H229ZM236 84V83H235ZM255 84V83H254ZM11 85V84H10ZM27 85V84H26ZM54 85V86H55ZM70 85V86H69ZM73 85L74 84H72V87H73ZM76 85V84H75ZM74 85V86H75ZM78 85V84H77ZM76 85V86H77ZM195 85V84H194ZM207 85V84H206ZM205 85V86H206ZM209 85V84H208ZM211 85V84H210ZM227 85V84H226ZM4 86V85H3ZM43 86V85H42ZM54 86H53V88H54ZM112 86V85H111ZM176 86V85H175ZM196 86V85H195ZM229 86V85H228ZM239 86H240V84H239ZM10 87V86H9ZM56 87H57V85H56ZM181 87V86H180ZM199 87H200V85H199ZM203 87V86H202ZM211 87V86H210ZM212 87H213V85H212ZM212 87H211V89H212ZM215 87V86H214ZM225 87V86H224ZM160 88V87H159ZM192 88H194V86L192 87ZM196 88H197V86H196ZM206 88V87H205ZM207 88H209L208 86H207ZM230 88V87H229ZM237 88V87H236ZM14 89V88H13ZM28 89V88H27ZM26 89V90H27ZM38 89H39V87H38ZM58 89V88H57ZM67 89H66V92H67ZM73 89V88H72ZM114 89V88H113ZM200 89V88H199ZM204 89V88H203ZM203 89H201V90H203ZM218 89H220V88H218ZM217 89V90H218ZM231 89V88H230ZM11 90V89H10ZM25 90V89H24ZM23 90V91H24ZM30 90V89H29ZM61 90V89H60ZM64 90V89H63ZM62 90V92H64ZM75 90V89H74ZM73 90V91H74ZM109 90V89H108ZM188 90V89H187ZM196 89H194V91H195ZM215 90V89H214ZM223 90V89H222ZM235 90V89H234ZM12 91H14V90H12ZM35 91V90H34ZM33 91V92H34ZM43 91V90H42ZM46 91V90H45ZM72 91V90H71ZM70 90H69V92H71ZM79 91V90H78ZM86 91V90H85ZM88 91V90H87ZM115 91V90H114ZM151 91V90H150ZM178 91V90H177ZM198 91V90H197ZM213 91V90H212ZM211 91V92H212ZM230 91V90H229ZM8 92V91H7ZM16 92V91H15ZM21 92V91H20ZM27 92V91H26ZM29 92H31V91H29ZM38 92V91H37ZM59 92V91H58ZM75 92H77V91H75ZM165 92V91H164ZM209 92V91H208ZM234 92H236V91H234ZM240 92H241V90H240ZM239 92V93H240ZM245 92V91H244ZM56 93H57V90H56ZM86 93V92H85ZM92 93V92H91ZM121 93V92H120ZM179 93V92H178ZM193 93V92H192ZM221 93V92H220ZM226 93V92H225ZM224 93V94H225ZM243 93V92H242ZM251 93V92H250ZM254 93V92H253ZM43 94V93H42ZM51 94V93H50ZM61 94V93H60ZM68 94H70V93H68ZM71 94H72V92H71ZM70 94V95H71ZM82 94H83V92H82ZM87 94H89V93H87ZM98 94V93H97ZM161 94V93H160ZM185 94V93H184ZM189 94V93H188ZM198 94V93H197ZM227 94V93H226ZM247 94H248V92H247ZM10 95H11V93H10ZM9 95V96H10ZM27 95V94H26ZM57 95V94H56ZM63 95H64V93H63ZM202 95V94H201ZM218 95V94H217ZM238 95V94H237ZM237 95H235V93H234V96L236 97ZM242 95V94H241ZM250 95V94H249ZM12 96H13V94H12ZM65 96V95H64ZM80 96H82V95H80ZM122 96V95H121ZM156 96V95H155ZM160 96V95H159ZM173 96V95H172ZM199 96H200V94H199ZM204 96V95H203ZM209 96V95H208ZM240 96V95H239ZM2 97H4V96H2ZM47 97V96H46ZM60 97V99L59 100H61V96H59ZM66 97H69V95L68 96H66ZM70 97H72V95L70 96ZM120 97V96H119ZM187 97V96H186ZM213 97V96H212ZM218 97V96H217ZM220 97V96H219ZM259 97V96H258ZM58 98V97H57ZM97 98V97H96ZM163 98V97H162ZM207 98V97H206ZM229 98V97H228ZM227 98V99H228ZM239 98V97H238ZM241 98H243V97H241ZM240 98V99H241ZM247 98H248V96H247ZM253 98V97H252ZM24 99V98H23ZM26 99V98H25ZM31 99V98H30ZM42 99V98H41ZM56 99V98H55ZM65 99V98H64ZM63 98H62V100L61 101H63L64 100ZM66 99H68V98H66ZM66 99L64 100V102H66ZM71 99V98H70ZM74 99V98H73ZM77 99V98H76ZM159 99V98H158ZM157 99V100H158ZM165 99H167V98H165ZM202 99V98H201ZM203 99H205V98H203ZM236 99V98H235ZM142 100V99H141ZM170 100V99H169ZM169 100H168V102H169ZM188 100V99H187ZM222 100V99H221ZM226 100V99H225ZM234 100V99H233ZM243 100V99H242ZM246 100V99H245ZM254 100V99H253ZM19 101H21V100H19ZM57 101V100H56ZM60 101V102H61ZM68 102H69V100H67ZM91 101V100H90ZM152 101V100H151ZM208 101V100H207ZM211 101V100H210ZM214 101V100H213ZM250 101H252V100H250ZM22 102H24V101H22ZM44 102V101H43ZM71 102V101H70ZM77 102V101H76ZM216 102V101H215ZM243 102H247V100L246 101H243ZM256 102V101H255ZM11 103H12V101H11ZM10 103V104H11ZM72 103V102H71ZM70 103V104H71ZM161 103V102H160ZM163 103V102H162ZM174 103V102H173ZM186 103V102H185ZM259 103H261V102H259ZM17 104H19V103H17ZM59 104V103H58ZM63 104V103H62ZM83 104V103H82ZM96 104V103H95ZM159 104V103H158ZM175 104V103H174ZM204 104V103H203ZM216 104V103H215ZM248 104V103H247ZM263 104H264V102H263ZM64 105V104H63ZM66 105V104H65ZM73 105V104H72ZM71 105V106H72ZM114 105V104H113ZM181 105V104H180ZM214 105V104H213ZM243 105V104H242ZM241 105V106H242ZM256 105V104H255ZM6 106V105H5ZM23 106V105H22ZM58 106H60V105H58ZM57 106V107H58ZM69 106V105H68ZM77 106H79V105H77ZM81 106V105H80ZM182 106V105H181ZM235 106V105H234ZM246 106V105H245ZM61 107H63V106H61ZM161 107V106H160ZM166 107V106H165ZM171 107V106H170ZM172 107H173V105H172ZM190 107H193V106H190ZM204 107V106H203ZM218 107H219V105H218ZM264 107V106H263ZM262 107V108H263ZM22 108V107H21ZM68 108V107H67ZM66 108V109H67ZM76 108V107H75ZM78 108V107H77ZM162 108V107H161ZM180 108V107H179ZM187 108H188V106H187ZM220 108V107H219ZM219 108H218V110H219ZM250 108V107H249ZM252 108V107H251ZM255 108V107H254ZM19 109V108H18ZM23 109V108H22ZM40 109V108H39ZM71 109H72V107H71ZM168 109V108H167ZM170 109V108H169ZM183 109H184V107H183ZM202 109V108H201ZM210 109V108H209ZM208 109V110H209ZM227 109V108H226ZM228 109H230V107L228 108ZM227 109V110H228ZM258 109V108H257ZM264 109V108H263ZM14 110V109H13ZM27 110V109H26ZM45 110V109H44ZM76 110V109H75ZM104 110V109H103ZM163 110V109H162ZM204 110V109H203ZM222 110V109H221ZM220 110V111H221ZM242 110V109H241ZM248 110V109H247ZM260 110V109H259ZM10 111V110H9ZM39 111V110H38ZM57 111V110H56ZM63 110H61V112H62ZM77 111V110H76ZM78 111H79V109H78ZM87 111V110H86ZM99 111V110H98ZM169 111V110H168ZM181 111V110H180ZM184 111V110H183ZM187 111V110H186ZM207 111V109L205 110V112ZM233 111V110H232ZM251 111V110H250ZM19 112V111H18ZM22 112V111H21ZM24 112V111H23ZM32 112V111H31ZM82 112V111H81ZM172 112V111H171ZM173 112H175V110L173 111ZM178 112V111H177ZM197 112H198V110H197ZM211 112H213V111H211ZM236 112V111H235ZM246 112H248V111H246ZM8 113V112H7ZM20 113V112H19ZM58 113V112H57ZM184 113H187V112H184ZM208 113V112H207ZM215 113V112H214ZM216 113H218L217 111H216ZM226 113H228V112H226ZM237 113V112H236ZM41 114H43V113H41ZM68 114V113H67ZM71 114V113H70ZM75 114V113H74ZM89 114V113H88ZM155 114V113H154ZM181 114V113H180ZM183 114V113H182ZM201 114V113H200ZM200 114H199V116H200ZM232 114V113H231ZM247 114H249V113H247ZM256 114V113H255ZM34 115V114H33ZM170 115V114H169ZM185 115V114H184ZM187 115V114H186ZM208 115V114H207ZM244 115V114H243ZM242 115V116H243ZM10 116H12V115H10ZM80 116V115H79ZM155 116V115H154ZM175 116V115H174ZM197 116V115H196ZM206 115H204V117H205ZM213 116V117H212ZM228 116V115H227ZM233 116V115H232ZM238 116H240V115H238ZM242 116H241V120H242ZM28 117V116H27ZM33 117V116H32ZM43 117V116H42ZM188 117V116H187ZM191 117H193V116H191ZM209 116H207L206 118H203V119H205L204 121L203 120H201V121H203V125L205 126L204 128L205 129H202V130H206L205 131V133L207 132V133H209V136H212L211 137V139H213V135L215 136L216 135V138L218 137V139L217 140H219L218 142L221 144V147H230V148H232L234 151L232 152V150L230 149V153H233V155L232 156H234L232 159H235V157H236V159L239 157L240 159H242V160H239V161H242V163L243 164H241L240 162H238V163H240L241 165H242V167H238L237 168V170L235 169L234 171L232 170L233 169V167H232V165H231V167L230 166H228V167H230V168H226V169H228L227 171L225 170V176L223 177V179H224V181L222 182L223 184H222V186H219V187H222V190L220 191L221 193V195H219L218 193H217V197H221L223 200H221V202L223 201L225 204H223V203H221L224 207H223V215H224V217H225V219H224V222L223 223H225V221H227L226 222V224H224L223 226H228V224H229V226H230V228H231V226L232 227H237V225H239L240 224V226H243L244 227V225H246V223H247V221L249 220L248 218L249 217H247V221H246V219H245V221H244V219L242 218L243 216H244V208H246V206H245V204H249L250 203V205H248L249 207H250V209H251V206H252V208L254 209V211L256 212V214H261V216L264 214L263 212H264V203L262 202V201H264V200H262L261 201V196H264V194L262 195V193L261 192H263V188H264V183L262 184L263 185V188L260 186L261 185V183L263 182L262 181V179L264 180V159H263V156H264V152H263V147H264V140H259L258 138H257V134H264V121L262 122V124L260 123V119H259V121H258V123H257V120L256 119H258V118H256L255 117V119L253 120L252 118H250V119H248V120H246L247 121V124H248V126H244L245 127V129L246 128H249V127H251L252 129H254L255 131L256 130H258L260 133H258L257 131H256V133H254L255 131L254 130H250V132H251V135L249 134H247L246 136L247 137H249L250 136V138H247V137H243V135H244V131L242 132V134H240V135H242V137H239L240 135H238L239 134V132H238V134L236 133L238 130V128L236 127V126H234V124H232L233 125V128L234 129H232L230 126V124H229V126L226 124V127H224V125H225V122H224V120H222V119H219L220 117H217V115H211V118L209 117ZM231 117V116H230ZM248 117V116H247ZM23 118V117H22ZM64 118V117H63ZM66 118V117H65ZM77 118V117H76ZM107 118V117H106ZM173 118V117H172ZM171 118V119H172ZM189 118V117H188ZM244 118H245V116H244ZM20 119V118H19ZM43 119H45V118H43ZM105 119V118H104ZM175 119V118H174ZM224 119L226 120V117H224ZM234 119V118H233ZM26 120V119H25ZM54 120V119H53ZM107 120V119H106ZM193 120V119H192ZM224 123H222L221 121ZM229 120H232L231 118L229 119ZM16 121V120H15ZM32 121V120H31ZM31 121H30V123H31ZM41 121V120H40ZM93 121V120H92ZM98 121V120H97ZM219 121L222 123V124H220L219 123ZM245 121V122H246ZM33 122V121H32ZM35 122V121H34ZM33 122V123H34ZM87 122V121H86ZM101 122V121H100ZM119 122V121H118ZM175 122V121H174ZM226 122H228V121H226ZM232 122V121H231ZM240 122H242V121H240ZM24 123V122H23ZM25 123H27L26 121H25ZM55 123V122H54ZM170 123V122H169ZM193 123V122H192ZM196 123V122H195ZM205 123V124H204ZM239 123V122H238ZM237 123V124H238ZM75 124V123H74ZM79 124V123H78ZM97 124V123H96ZM98 124H100V123H98ZM105 124V123H104ZM180 124V123H179ZM186 124V123H185ZM198 124V123H197ZM236 124V125H237ZM246 124V123H245ZM246 124V125H247ZM87 125V124H86ZM91 125V124H90ZM251 125V126H250ZM16 126V125H15ZM34 126V125H33ZM82 126V125H81ZM175 126V125H174ZM198 126V125H197ZM229 128H231V129H229ZM240 126V125H239ZM61 127V126H60ZM101 127V126H100ZM107 127V126H106ZM173 127V126H172ZM196 127V126H195ZM236 127V128H235ZM15 128V127H14ZM73 128H74V126H73ZM76 128H77V126H76ZM103 128V127H102ZM240 128V127H239ZM43 129V128H42ZM66 129V128H65ZM85 129V128H84ZM97 129V128H96ZM108 129V128H107ZM199 129V128H198ZM241 129H243V128H241ZM44 130V129H43ZM50 130V129H49ZM75 130V129H74ZM100 130V129H99ZM153 130V129H152ZM170 130V129H169ZM200 130V129H199ZM19 131H21V129L19 130ZM18 131V132H19ZM83 131V130H82ZM203 131V132H204ZM239 131H240V129H239ZM242 131V130H241ZM240 131V132H241ZM245 131H247V129L245 130ZM66 132V131H65ZM68 132V131H67ZM104 132H105V130H104ZM118 132V131H117ZM153 132V131H152ZM197 132V131H196ZM195 132V133H196ZM14 133V132H13ZM30 133V132H29ZM179 133V132H178ZM202 133V132H201ZM247 133V132H246ZM252 133L254 134V135H252ZM18 134V133H17ZM33 134V133H32ZM69 134V133H68ZM171 134V133H170ZM204 134V133H203ZM231 134L234 136H231ZM16 135V134H15ZM26 135V134H25ZM36 135V134H35ZM38 135V134H37ZM40 135V134H39ZM48 135H49V133H48ZM56 135V134H55ZM77 135V134H76ZM80 135V134H79ZM89 135V134H88ZM87 135V136H88ZM95 135V134H94ZM183 135H184V133H183ZM236 135H238L237 137H236ZM4 136H6V135H4ZM29 136V135H28ZM45 136V135H44ZM50 136V135H49ZM86 136V135H85ZM207 136H208V134H207ZM221 137V139H220V137ZM263 136V135H262ZM40 137H41V135H40ZM51 137V136H50ZM49 137V138H50ZM79 137V136H78ZM148 137V136H147ZM180 137V136H179ZM15 138V137H14ZM35 138H36V136H35ZM60 138V137H59ZM88 138V137H87ZM93 138V137H92ZM135 138V137H134ZM183 138V137H182ZM181 138V139H182ZM184 138H185V136H184ZM207 138V137H206ZM210 138V137H209ZM240 138V139H239ZM264 138V137H263ZM13 139V138H12ZM58 139V138H57ZM69 139V138H68ZM72 139V138H71ZM107 139V138H106ZM121 139V138H120ZM161 139V138H160ZM208 139V138H207ZM215 139V138H214ZM213 139V140H214ZM9 140V139H8ZM36 140V139H35ZM43 140H44V138H43ZM54 140V139H53ZM92 140V139H91ZM122 140V139H121ZM210 141V143L211 142H213L212 144H213V146L215 145V144H219L218 142L216 143V141ZM25 141V140H24ZM168 141V140H167ZM207 141V140H206ZM17 142V141H16ZM20 142V141H19ZM29 142V141H28ZM46 142V141H45ZM103 142V141H102ZM111 142V141H110ZM123 142V141H122ZM186 142V141H185ZM60 143V142H59ZM80 143V142H79ZM97 143V142H96ZM106 143V142H105ZM109 143V142H108ZM126 143V142H125ZM167 143V142H166ZM183 143V142H182ZM13 144V143H12ZM52 144V143H51ZM89 144V143H88ZM107 144V143H106ZM111 144V143H110ZM177 144H179V143H177ZM219 144V145H220ZM25 145V144H24ZM32 145V144H31ZM39 145V144H38ZM44 145H46V144H44ZM57 145V144H56ZM90 145V144H89ZM99 145V144H98ZM120 145V144H119ZM209 145H211V144H209ZM10 146V145H9ZM21 146H22V143H21ZM66 146H68V145H66ZM106 146V145H105ZM111 146V145H110ZM41 147H42V145H41ZM69 147V146H68ZM77 147V146H76ZM85 147V146H84ZM89 147V146H88ZM87 147V148H88ZM169 147V146H168ZM181 147V146H180ZM183 147V146H182ZM220 147V148H221ZM237 147H239L238 149H240L241 151H242V149H241V147L244 149V148H247L248 149V153L250 152V154H246V153H244L245 155L241 158L240 157V155L242 154H240V150H237ZM21 148V147H20ZM23 148V147H22ZM55 148V147H54ZM53 148V149H54ZM56 148H58V147H56ZM110 148V147H109ZM112 148V147H111ZM116 148V147H115ZM216 148V147H215ZM236 148V149H235ZM4 149H6V148H4ZM28 149V148H27ZM37 149H39V148H37ZM44 149H46V148H44ZM86 149V148H85ZM127 149V148H126ZM139 149V148H138ZM247 149H244L243 151H245V150H247ZM40 150V149H39ZM42 151H43V149H41ZM48 150H50V149H48ZM72 150V149H71ZM90 150V149H89ZM133 150V149H132ZM186 150V149H185ZM213 150V149H212ZM221 150V149H220ZM16 151V150H15ZM37 151V150H36ZM88 151V150H87ZM237 151H238V153H237ZM4 152V151H3ZM26 152V151H25ZM33 152V151H32ZM62 152V151H61ZM80 152V151H79ZM127 152V151H126ZM179 152V151H178ZM217 152V151H216ZM9 153V152H8ZM29 153V152H28ZM38 153H40L39 151H38ZM48 153H49V151H48ZM74 153H77V152H74ZM102 153V152H101ZM124 153V152H123ZM128 153V152H127ZM222 153H224V152H222ZM50 154H51V152H50ZM118 154H120L119 152H118ZM182 154V153H181ZM180 154V155H181ZM225 154V153H224ZM223 154V155H224ZM237 154H240L239 156L237 155ZM29 155V154H28ZM27 155V156H28ZM47 155V154H46ZM51 155H53V154H51ZM50 155V156H51ZM59 155H61V153L59 154ZM67 155V154H66ZM86 155V154H85ZM90 155H91V153H90ZM124 155V154H123ZM163 155V154H162ZM173 155V154H172ZM183 155H184V153H183ZM186 155V154H185ZM184 155V156H185ZM231 155V154H230ZM7 156V155H6ZM21 156V155H20ZM32 156V155H31ZM39 156V155H38ZM49 156V155H48ZM73 156V155H72ZM71 156V157H72ZM132 156V155H131ZM144 156V155H143ZM229 156V155H228ZM242 156V155H241ZM8 157L10 158V160L12 159V157H10V155H8ZM22 157V156H21ZM29 157H30V155H29ZM60 157V156H59ZM79 157V156H78ZM103 157V156H102ZM116 157V156H115ZM139 157V156H138ZM176 157H177V155H176ZM231 157V156H230ZM254 157L256 158L255 160H257V161H255L254 160ZM38 158V157H37ZM40 158V157H39ZM45 158V157H44ZM50 158V157H49ZM52 158H54L53 156L51 157V159ZM106 158V157H105ZM105 158H104V160H105ZM117 158V157H116ZM119 158V157H118ZM122 158V157H121ZM157 158V157H156ZM163 158V157H162ZM175 158V157H174ZM178 158H180V157H178ZM185 158V157H184ZM238 158V159H239ZM252 158V159H251ZM259 158V159H258ZM32 159H34V158H32ZM36 159V158H35ZM59 159V158H58ZM61 159V158H60ZM65 159V158H64ZM85 159H87V158H85ZM100 159V158H99ZM108 159V158H107ZM153 159V158H152ZM186 159V158H185ZM1 160V159H0ZM4 160L6 161V159L4 158ZM38 160V159H37ZM40 160V159H39ZM56 160H57V158H56ZM72 160V159H71ZM122 160V159H121ZM157 160V159H156ZM159 160V159H158ZM162 160H164V159H162ZM254 160V161H253ZM2 161H3V159H2ZM1 161V164H5V161H3L2 162ZM13 161V160H12ZM30 161V162H29ZM75 161V160H74ZM131 161H133V160H131ZM137 161V160H136ZM180 161V160H179ZM182 161V160H181ZM229 161H231V159H229ZM238 161V160H237ZM259 161V166H260V168H259V170L258 171H260V169H261V173L258 175L257 174V172H256V174L257 175H254V174H252V173H254V172H251V171H253V169L251 168L252 166H251V162H252V164H253V162H258ZM15 160L13 161V166L11 165L12 164V162H10L9 161V163H8V160H7V164L6 165H8V164H10V166H12V167H14L15 169H21L22 171L23 170H27V172H26V174L25 175H27L28 174V172L30 171L31 172V174L33 173L34 175H35V177H34V179L36 178V174L38 175V174H41L42 175V171H41V169L42 168H44V167H39L38 168V166H39V162L37 163L38 164V166L37 165H35L34 163H31V162H33V161H31L30 159L29 160H26V162H24V163H19L18 164V162H21V160L20 161H18V162H15ZM41 162V161H40ZM44 162V161H43ZM50 162V161H49ZM62 162V161H61ZM68 162V161H67ZM80 162V161H79ZM98 162V161H97ZM119 162V161H118ZM123 162V161H122ZM138 162V161H137ZM184 162V161H183ZM182 162V163H183ZM52 163V162H51ZM59 163V162H58ZM70 163V162H69ZM74 163V162H73ZM81 163V162H80ZM124 163V162H123ZM158 163H159V161H158ZM18 164V165H17ZM77 164H78V160H77ZM105 164V163H104ZM103 164V165H104ZM120 164V162L118 163V165ZM127 163H125V165H126ZM175 164V163H174ZM179 164V163H178ZM224 164V163H223ZM230 164V163H229ZM33 165V166H32ZM35 165V166H34ZM41 165V164H40ZM81 165V164H80ZM83 165V164H82ZM89 165V164H88ZM257 165V164H256ZM36 166H37V168H36ZM69 166V165H68ZM111 166V165H110ZM113 166V165H112ZM122 166V165H121ZM185 166V165H184ZM225 166V165H224ZM240 166V165H239ZM258 166V167H259ZM5 167V166H4ZM52 167V166H51ZM84 167V166H83ZM89 167V166H88ZM103 167V166H102ZM180 167H182V165L180 166ZM223 167V166H222ZM221 167V168H222ZM249 167H250V169H249ZM0 168H1V166H0ZM55 168V167H54ZM92 168V167H91ZM145 168V167H144ZM161 168V167H160ZM170 168V167H169ZM18 169H17V171H18ZM87 169V168H86ZM89 169V168H88ZM101 169V168H100ZM118 169V168H117ZM142 169V168H141ZM258 169V168H257ZM84 170V169H83ZM94 170V169H93ZM163 170V169H162ZM214 170V169H213ZM224 170V169H223ZM256 170V169H255ZM140 171V170H139ZM169 171V170H168ZM24 172V171H23ZM30 172H29V174H30ZM38 172H40V173H38ZM51 172V171H50ZM59 172V171H58ZM61 172V171H60ZM80 172V171H79ZM126 172V171H125ZM161 172V171H160ZM183 172H185V171H183ZM118 173V172H117ZM189 173V172H188ZM22 174V173H21ZM33 174L32 175H29V176H33ZM47 174H48V172H47ZM70 174V173H69ZM103 174V173H102ZM115 174V173H114ZM129 174V173H128ZM214 174V173H213ZM3 175V174H2ZM50 175V174H49ZM52 175V174H51ZM89 175H90V173H89ZM111 175V174H110ZM132 175V174H131ZM179 175V174H178ZM218 175V174H217ZM28 176V175H27ZM43 176V175H42ZM48 176V175H47ZM56 176V175H55ZM70 176V175H69ZM100 176V175H99ZM255 176H258V180H259V177H261L262 179H260L261 180V182H258V180H257V178L255 177ZM26 177V176H25ZM41 177V176H40ZM43 177H45L46 178V176H43ZM80 177V176H79ZM82 177V176H81ZM86 177H88V176H86ZM104 177H106V176H104ZM109 177V176H108ZM154 177V176H153ZM188 177V176H187ZM23 177H21V179H22ZM37 178H39V177H37ZM36 178V179H37ZM64 178V177H63ZM62 178V179H63ZM71 178V177H70ZM111 178V177H110ZM183 178H184V175H183ZM189 178V177H188ZM215 178V177H214ZM256 178V179H255ZM27 179V178H26ZM29 179V178H28ZM35 179V180H36ZM41 179V178H40ZM50 179V178H49ZM82 179H84V178H82ZM123 179V178H122ZM186 179V178H185ZM222 179V180H223ZM253 179V180H252ZM20 180V179H19ZM34 180V181H35ZM45 180V179H44ZM71 180V179H70ZM88 180H89V178H88ZM97 180V179H96ZM110 180V179H109ZM144 180V179H143ZM184 180V179H183ZM195 180V179H194ZM254 180H257V183H259V185H257V183H256V181L253 183V181ZM30 181V180H29ZM50 181V180H49ZM72 181V180H71ZM74 181V180H73ZM114 181V180H113ZM142 181V180H141ZM151 181V180H150ZM154 181V180H153ZM159 181V180H158ZM213 181V180H212ZM39 182V181H38ZM42 182H43V180H42ZM92 182V181H91ZM104 182V181H103ZM110 182V181H109ZM123 182V181H122ZM127 182V181H126ZM138 182V181H137ZM4 183V182H3ZM25 183V182H24ZM27 183H28V181H27ZM35 183V182H34ZM146 183V182H145ZM171 183V182H170ZM213 183V182H212ZM216 183V182H215ZM219 183V182H218ZM251 183H253L252 185H251ZM29 184V183H28ZM36 184V183H35ZM50 184V183H49ZM67 184H68V182H67ZM71 184V183H70ZM85 184V183H84ZM97 184V183H96ZM137 184V183H136ZM158 184V183H157ZM188 184V183H187ZM217 184V183H216ZM41 185V184H40ZM43 186H44V184H42ZM45 185H47L46 183H45ZM86 185H87V183H86ZM91 185V184H90ZM129 186H130V184H128ZM184 185V184H183ZM21 186V185H20ZM20 186H18V190L20 191H18V190H16V192H19L17 195H19L21 198H23L22 200H28V199H31L30 200V202L31 201H36V203H37V201L38 200H36L37 198V195H35L36 194V192H35V190H34V196H36V197H34L33 195H32V193L33 192H30V191H28V192H30V193H28L24 188L22 189V186L20 187ZM81 186H83V185H81ZM161 186V185H160ZM175 186V185H174ZM24 187V186H23ZM29 187V186H28ZM35 187V186H34ZM40 187V186H39ZM49 187H51V186H49ZM55 187V186H54ZM99 187V186H98ZM170 187V186H169ZM184 187V186H183ZM187 187V186H186ZM12 188V187H11ZM16 188H17V186H16ZM20 188V189H19ZM33 188V187H32ZM31 188V189H32ZM36 188V187H35ZM41 188V187H40ZM43 188V187H42ZM41 188V189H42ZM48 188V187H47ZM46 188V186H45V189H47ZM68 188V187H67ZM71 188V187H70ZM97 188V187H96ZM135 188V187H134ZM166 188V187H165ZM177 188H179V187H177ZM176 188V189H177ZM192 188V187H191ZM208 188H210V187H208ZM30 189V188H29ZM34 189V188H33ZM49 189V188H48ZM44 190V189H42V191L43 192H50V194L53 192L51 189L50 190ZM54 189V188H53ZM72 189V188H71ZM92 189H94V188H92ZM188 189H190L189 187H188ZM205 189V188H204ZM220 189V188H219ZM219 189H218V191H219ZM22 190V191H21ZM25 190V191H24ZM36 190H38L37 188H36ZM62 190V189H61ZM149 190V189H148ZM32 191V190H31ZM41 190H40V193L42 192ZM52 191V192H51ZM70 191V190H69ZM178 191V190H177ZM191 191V190H190ZM39 192V191H38ZM61 192V191H60ZM74 192V191H73ZM88 192H89V190H88ZM93 192H94V190H93ZM207 192V191H206ZM210 192V191H209ZM86 193V192H85ZM103 193V192H102ZM180 193V192H179ZM183 193V192H182ZM264 193V192H263ZM43 195L45 194V193H42ZM89 194V193H88ZM104 194V193H103ZM109 194H110V192H109ZM129 194V193H128ZM144 194V193H143ZM215 194V193H214ZM213 194V195H214ZM39 195V194H38ZM47 195V196H46ZM45 196H46V198H44V196H43V200L45 199H47L46 201H48V200H50V198H48V197H51V195H52V197L54 196L55 198H57L56 196H55V194L54 193H52L50 196H49V194H46ZM85 195V194H84ZM97 195V194H96ZM134 195V194H133ZM142 195V194H141ZM150 195V194H149ZM153 195V194H152ZM166 195V194H165ZM212 195V196H213ZM19 196H18V198H19ZM41 196V195H40ZM95 196V195H94ZM180 196V195H179ZM191 196V195H190ZM201 196V195H200ZM215 196H216V194H215ZM51 197V198H52ZM53 197V198H54ZM60 197V196H59ZM65 197V196H64ZM103 197V196H102ZM110 197V196H109ZM128 197V196H127ZM171 197V196H170ZM185 197V196H184ZM187 197V196H186ZM194 197V196H193ZM21 198H19V199H21ZM115 198V197H114ZM132 198V197H131ZM155 198V197H154ZM189 198V197H188ZM201 198V197H200ZM210 198V197H209ZM215 198V197H214ZM221 198H216V199H221ZM38 199H39V197H38ZM41 199V200H42ZM62 199V198H61ZM100 199H101V196H100ZM156 199V198H155ZM186 199V198H185ZM194 199V198H193ZM193 199H191V200H193ZM262 199H264V197L262 198ZM44 200V201H45ZM53 200H56V199H53ZM53 200H50L49 202H51V201H53ZM69 200V199H68ZM129 200V199H128ZM139 200V199H138ZM137 200V201H138ZM143 200V199H142ZM167 200V199H166ZM175 200V199H174ZM187 200V199H186ZM190 200V201H191ZM1 201V200H0ZM20 201V200H19ZM40 201V200H39ZM62 201V200H61ZM116 201V200H115ZM195 201V200H194ZM218 202H219V200H217ZM49 202H48V204H49ZM122 202V201H121ZM124 202V201H123ZM122 202V203H123ZM160 202V201H159ZM176 202V201H175ZM181 202V201H180ZM39 203V202H38ZM54 203V202H53ZM55 203H56V201H55ZM187 203V202H186ZM192 203H194V202H192ZM263 203V204H262ZM32 204H33V202H32ZM47 204V203H46ZM47 204V205H48ZM91 204V203H90ZM103 204V203H102ZM106 204V203H105ZM170 204V203H169ZM189 204V203H188ZM217 204V203H216ZM220 204V205H221ZM14 205V204H13ZM42 205H43V202H42ZM56 205V204H55ZM161 205V204H160ZM167 205V204H166ZM200 205H201V201H200ZM212 205V204H211ZM37 206V205H36ZM39 206V205H38ZM53 206V205H52ZM58 206H59V204H58ZM63 206V205H62ZM74 206V205H73ZM81 206V205H80ZM105 206V205H104ZM110 206V205H109ZM118 206V205H117ZM216 206V205H215ZM245 206V207H244ZM45 207V206H44ZM44 207H42V208H44ZM49 207H50V205H49ZM131 207V206H130ZM136 207V206H135ZM142 207V206H141ZM217 207V206H216ZM220 207H222V206H220ZM220 207H219V209L218 210H220ZM72 208V207H71ZM186 208V207H185ZM199 208V207H198ZM213 208V207H212ZM225 208V209H224ZM95 209V208H94ZM97 209V208H96ZM141 209V208H140ZM160 209V208H159ZM171 209H173V208H171ZM181 209V208H180ZM188 209V208H187ZM192 209H193V207H192ZM191 209V210H192ZM242 209V210H241ZM52 210V209H51ZM54 210V209H53ZM52 210V211H53ZM61 210H62V208H61ZM70 210V209H69ZM75 210V209H74ZM77 210V209H76ZM84 210V209H83ZM149 210H150V208H149ZM246 210H247V208H246ZM8 211V210H7ZM10 211V210H9ZM136 211V210H135ZM195 211V210H194ZM212 211V210H211ZM214 211V210H213ZM221 211V210H220ZM242 211V212H241ZM252 211V210H251ZM251 211H250V214H253V213H251ZM254 211H252V212H254ZM258 211H259V213H258ZM12 212V211H11ZM10 212V215H9V217L12 215V213ZM24 212V211H23ZM22 212V213H23ZM49 212V211H48ZM55 212V211H54ZM72 212H74L73 210H72ZM90 212V211H89ZM131 212V211H130ZM201 212V211H200ZM240 212L241 213H243L242 214V216H241V214H240ZM8 213V212H7ZM21 213V212H20ZM19 213V214H20ZM26 213H27V215H26ZM32 214H34L33 216H35V217H38V211H36V210H34L33 212H31ZM31 213H29V212H25L24 213V215H26L27 216V220H26V218H24L25 216L23 215H20V216H22L21 218L22 219H19L20 218V216H19V214H17V216H12V217H16V218H18V220H19V224L17 223V221L18 220H16V225H13V223L12 224H7V223H5L6 221H7V219L8 218H6V217H8V215L6 216L5 214H3V215H5L4 217L6 218V220L4 219V217L3 216H0V221L2 220V223L0 224L1 225V227H0V264H72V259L68 262L67 260V262L65 261V260H63L62 259V257H60L61 255H62V252H64V251H62V249H61V251H59V253L61 252V254H59V255H57L55 252H53V249L51 248V246H52V244L50 245V243L46 240V235L43 233V232H41V228L39 229V230H37L38 229V227H36V224L35 225H33L34 223H32V221H33V217H32V214ZM56 213V212H55ZM65 213V212H64ZM78 213H80V212H78ZM82 213V212H81ZM86 213V212H85ZM137 213V212H136ZM185 213H187V210L185 211ZM192 213H194V212H192ZM248 213H249V211H248ZM122 214V213H121ZM151 214V213H150ZM187 214H190V213H187ZM199 214V213H198ZM222 214V213H221ZM255 214V213H254ZM0 215H2V214H0ZM77 215V214H76ZM90 215V214H89ZM212 215V214H211ZM249 215V214H248ZM247 215V216H248ZM19 216V217H18ZM52 216V215H51ZM50 216V217H51ZM57 216V215H56ZM55 215H54V219H55V217H56ZM59 216H60V214H59ZM152 216V215H151ZM191 216V215H190ZM222 216V215H221ZM246 216V215H245ZM245 216H244V218H245ZM251 216V215H250ZM256 215H254V217H255ZM11 217V218H12ZM99 217H100V215H99ZM111 217V216H110ZM121 217V216H120ZM133 217V216H132ZM153 217V216H152ZM179 217V216H178ZM223 217V216H222ZM241 217V218H240ZM253 216H252V218H254ZM262 217H264V216H262ZM2 218V219H1ZM10 218V219H11ZM66 218V217H65ZM93 218V217H92ZM94 218H96V217H94ZM117 218V217H116ZM159 218V217H158ZM258 218V217H257ZM257 218H255V219H257ZM14 219V218H13ZM35 219H37V218H35ZM75 219V218H74ZM77 219V218H76ZM83 219V218H82ZM90 219V218H89ZM101 219V218H100ZM103 219H105V218H103ZM223 219H219V220H223ZM240 219H242V220H240ZM250 219H251V217H250ZM260 218H258L257 219V223H259L258 222V220H259ZM20 220H22V222L20 221ZM26 220V221H25ZM51 220H53V219H51ZM56 220V219H55ZM59 220V219H58ZM58 220H56V221H58ZM66 220V219H65ZM93 221H94V219H92ZM171 220V219H170ZM169 220V221H170ZM10 221V220H9ZM12 221V220H11ZM24 221V222H23ZM89 221V220H88ZM96 221V220H95ZM129 221V220H128ZM189 221V220H188ZM213 221V220H212ZM14 222V221H13ZM31 223V226L28 224V226H26L27 224H22V223ZM34 222H36V221H34ZM41 222V221H40ZM53 222H54V220H53ZM61 222V221H60ZM60 222H59V224H60ZM70 222V221H69ZM73 222V221H72ZM80 222V221H79ZM138 222V221H137ZM175 222V221H174ZM192 222V221H191ZM220 222V221H219ZM249 223H250V220L248 221ZM251 222H256V220H251ZM55 223V222H54ZM71 223V222H70ZM78 223V222H77ZM139 223V222H138ZM158 223V222H157ZM167 223V222H166ZM176 223V222H175ZM174 223V224H175ZM209 223V222H208ZM221 223H222V221H221ZM222 223V224H223ZM252 223V224H253ZM14 224H15V222H14ZM21 224H22V226H21ZM39 224V223H38ZM49 224V223H48ZM53 224V223H52ZM58 224V225H59ZM68 224V223H67ZM89 224H91V223H89ZM97 224V223H96ZM180 224V223H179ZM243 224V225H242ZM251 224V225H252ZM262 224H263V222H262ZM61 225V224H60ZM63 225H64V222H63ZM121 225V224H120ZM172 225V224H171ZM190 225V224H189ZM250 225V224H249ZM258 225V224H257ZM256 225V226H257ZM32 226L35 228V230L32 228ZM38 226V225H37ZM41 226H43V225H41ZM54 226V225H53ZM67 226V225H66ZM99 226H100V224H99ZM128 226V225H127ZM228 226V227H229ZM248 226V225H247ZM255 226V227H256ZM261 226V225H260ZM264 226V225H263ZM49 227V226H48ZM63 227V226H62ZM65 227V226H64ZM81 227V226H80ZM84 227V226H83ZM91 227V226H90ZM92 227H93V225H92ZM103 226L101 225V228H102ZM107 227H109V226H107ZM137 227V226H136ZM186 227V226H185ZM197 227V226H196ZM211 227V226H210ZM222 227V226H221ZM228 227H226L225 229L227 230V228ZM239 227V226H238ZM255 227H254V229H255ZM37 228V229H36ZM66 228V227H65ZM94 228V227H93ZM98 228V227H97ZM106 228V227H105ZM247 228V227H246ZM253 228V227H252ZM45 229V228H44ZM50 229V228H49ZM53 229V228H52ZM60 229H61V227H60ZM91 229V228H90ZM95 229V228H94ZM113 229V228H112ZM129 229V228H128ZM164 229V228H163ZM176 229V228H175ZM229 229V228H228ZM247 229H249V228H247ZM250 229H251V226H250ZM68 230V229H67ZM86 229H84V231H85ZM92 230V229H91ZM90 230V231H91ZM100 230V229H99ZM134 230V229H133ZM183 230V229H182ZM220 230H222V229H220ZM253 230V229H252ZM50 231V230H49ZM63 231V230H62ZM90 231H88V232H90ZM123 231V230H122ZM140 231V230H139ZM185 231V230H184ZM225 231V230H224ZM228 231V230H227ZM231 231V230H230ZM254 231V230H253ZM52 232V231H51ZM67 232H69V231H67ZM73 232V231H72ZM104 232V231H103ZM50 233V232H49ZM66 233V232H65ZM70 233V232H69ZM78 233V232H77ZM118 233V232H117ZM116 233V234H117ZM126 233V232H125ZM131 233V232H130ZM136 233H138V232H136ZM189 233H191V232H189ZM232 233V232H231ZM97 234V233H96ZM114 234V233H113ZM112 234V235H113ZM120 234V233H119ZM128 234V233H127ZM133 234V233H132ZM139 234V233H138ZM94 235V234H93ZM100 235V234H99ZM118 235V234H117ZM84 236V235H83ZM115 236V235H114ZM131 236V235H130ZM134 237L136 236V235H133ZM182 236V235H181ZM244 236V235H243ZM96 237V236H95ZM79 238V237H78ZM102 238H104V236L102 237ZM120 238V237H119ZM136 238V237H135ZM60 239V238H59ZM77 239V238H76ZM98 239V238H97ZM137 239V238H136ZM187 239V238H186ZM237 239V238H236ZM257 239V238H256ZM72 240V239H71ZM70 240V241H71ZM75 240V239H74ZM79 240V239H78ZM102 240V239H101ZM127 240V239H126ZM263 240V239H262ZM67 241V240H66ZM92 241V240H91ZM171 241V240H170ZM257 241V240H256ZM264 241V240H263ZM51 242V241H50ZM64 242V241H63ZM86 242V241H85ZM96 242V241H95ZM238 242V241H237ZM49 243V244H48ZM65 243V242H64ZM81 243V242H80ZM115 243V242H114ZM123 243V242H122ZM187 243V242H186ZM197 243V242H196ZM63 244V243H62ZM91 244V243H90ZM129 244H130V242H129ZM134 244V243H133ZM137 244H138V242H137ZM141 244V243H140ZM139 244V245H140ZM154 244V243H153ZM171 244V243H170ZM240 244V243H239ZM50 245V246H49ZM143 245H145L144 243H143ZM159 245V244H158ZM180 245V244H179ZM207 245V244H206ZM12 246V247H11ZM57 246V245H56ZM71 246V245H70ZM87 246H89V244L87 245ZM97 246V245H96ZM117 246V245H116ZM153 246V245H152ZM183 246V245H182ZM54 247V246H53ZM61 247V246H60ZM67 247H69V246H67ZM107 247V246H106ZM126 247V246H125ZM134 247V246H133ZM136 247H137V245H136ZM150 247H151V245H150ZM155 247V246H154ZM177 247V246H176ZM230 247V246H229ZM13 248V249H12ZM16 250H18L19 251V254H17V259L16 258H14V257H16V254H15V249ZM50 248L52 249V250H50ZM79 248V247H78ZM93 248V247H92ZM96 247H94V249H95ZM110 248H112V247H110ZM130 248V247H129ZM135 248V247H134ZM181 248V247H180ZM223 248V247H222ZM263 248V247H262ZM88 249V248H87ZM86 249V250H87ZM107 249V248H106ZM113 249V248H112ZM125 249V248H124ZM123 249V250H124ZM136 249V248H135ZM140 249V248H139ZM149 249V248H148ZM171 249V248H170ZM213 249V248H212ZM56 250V249H55ZM54 250V251H55ZM69 250V249H68ZM72 250V249H71ZM89 250V249H88ZM116 250H117V248H116ZM118 250H120L119 249V247H118ZM131 250V249H130ZM158 250H160V249H158ZM158 250H156V251H158ZM224 250V249H223ZM227 250V249H226ZM231 250H232V248H231ZM57 251H58V247H57ZM56 251V252H57ZM66 251H67V249H66ZM105 251V250H104ZM121 251V250H120ZM133 251V250H132ZM147 251V250H146ZM150 251V250H149ZM213 251V250H212ZM235 251V250H234ZM253 251H254V249H253ZM17 252V251H16ZM82 252V251H81ZM88 252V251H87ZM93 252V251H92ZM95 252V251H94ZM124 252V251H123ZM18 253V252H17ZM21 253V254H20ZM67 253V252H66ZM84 253V252H83ZM89 253V252H88ZM107 253V252H106ZM125 253V252H124ZM134 253V252H133ZM157 253V252H156ZM179 253V252H178ZM225 253V252H224ZM235 253H236V251H235ZM264 253V252H263ZM71 254V253H70ZM73 254V253H72ZM92 254V253H91ZM96 254H98V253H96ZM105 254V253H104ZM130 254V253H129ZM144 255H145V253H143ZM151 254H153V253H151ZM150 254V255H151ZM155 254V253H154ZM158 254V253H157ZM186 254V253H185ZM214 254H215V252H214ZM229 254H230V252H229ZM12 255V257H10ZM14 255V256H13ZM21 255V256H20ZM89 255V254H88ZM93 255H94V253H93ZM103 255V254H102ZM121 255V254H120ZM125 255V254H124ZM141 255H142V253H141ZM159 255V254H158ZM233 255V254H232ZM83 256V255H82ZM81 256V257H82ZM95 256V255H94ZM97 256V255H96ZM101 256V255H100ZM99 256V257H100ZM107 256V255H106ZM118 256V255H117ZM133 256H134V254H133ZM139 256V255H138ZM147 256V255H146ZM152 256V255H151ZM156 256V255H155ZM162 256V255H161ZM183 256V255H182ZM64 257V256H63ZM69 258H70V256H68ZM67 257V258H68ZM74 257V256H73ZM85 257V256H84ZM89 257V256H88ZM98 257V256H97ZM110 257V256H109ZM108 257V258H109ZM112 257V256H111ZM115 257V256H114ZM127 257V256H126ZM150 257V256H149ZM154 257V256H153ZM197 257V256H196ZM254 257V256H253ZM262 257H264V256H262ZM12 258V259H11ZM21 258V260H22V258H23V263H22V261L21 260H19ZM75 258V257H74ZM107 258V259H108ZM113 258V257H112ZM121 258H122V256H121ZM151 258V257H150ZM154 258H156L157 259V257H154ZM174 258V257H173ZM179 258V257H178ZM185 258V257H184ZM200 258H203V257H200ZM219 258V257H218ZM16 259V260H15ZM84 259V258H83ZM92 259V258H91ZM96 259V258H95ZM100 259V258H99ZM111 259V258H110ZM116 259V258H115ZM135 259V258H134ZM158 259H160V258H158ZM186 259V258H185ZM61 260H62V262H61ZM90 260V259H89ZM98 260V259H97ZM120 260V259H119ZM141 260H143V259H141ZM149 260V259H148ZM180 260H182V259H180ZM256 260V259H255ZM74 261V260H73ZM81 261H82V259H81ZM106 261V260H105ZM104 261V262H105ZM112 261V260H111ZM110 261V262H111ZM134 261V260H133ZM151 261V260H150ZM153 261V260H152ZM152 261H151V264H152ZM165 261V260H164ZM183 261V260H182ZM219 261H221V260H219ZM71 262V263H70ZM78 262V261H77ZM89 262V261H88ZM117 262H118V260H117ZM122 262V261H121ZM129 262V261H128ZM144 262V261H143ZM157 262H159L158 260H157ZM172 262V261H171ZM178 262V261H177ZM211 262V261H210ZM245 262V261H244ZM90 263V262H89ZM150 263V262H149ZM148 263V261L146 262V264H149ZM155 263V262H154ZM180 263V262H179ZM262 263V262H261ZM264 263V262H263ZM81 264V263H80ZM96 264V263H95ZM115 264V263H114ZM120 264V263H119ZM145 264V263H144ZM190 264V263H189ZM225 264V263H224Z\"/></svg>",
  "mask_w": 264,
  "mask_h": 264
}]
</instances>
